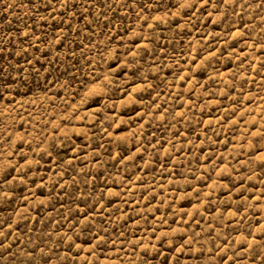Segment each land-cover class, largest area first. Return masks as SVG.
Returning <instances> with one entry per match:
<instances>
[{
	"label": "rangeland",
	"instance_id": "374dc122",
	"mask_svg": "<svg viewBox=\"0 0 264 264\" xmlns=\"http://www.w3.org/2000/svg\"><path fill=\"white\" fill-rule=\"evenodd\" d=\"M0 264H264V0H0Z\"/></svg>",
	"mask_w": 264,
	"mask_h": 264
}]
</instances>
